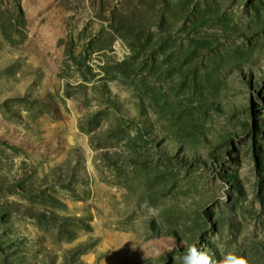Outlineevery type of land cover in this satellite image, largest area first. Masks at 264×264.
<instances>
[{"label": "rangeland", "instance_id": "obj_1", "mask_svg": "<svg viewBox=\"0 0 264 264\" xmlns=\"http://www.w3.org/2000/svg\"><path fill=\"white\" fill-rule=\"evenodd\" d=\"M0 264H264V0H0Z\"/></svg>", "mask_w": 264, "mask_h": 264}]
</instances>
